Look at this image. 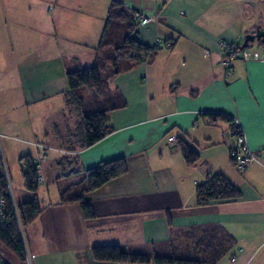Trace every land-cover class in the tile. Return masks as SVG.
<instances>
[{"label":"crops","instance_id":"obj_1","mask_svg":"<svg viewBox=\"0 0 264 264\" xmlns=\"http://www.w3.org/2000/svg\"><path fill=\"white\" fill-rule=\"evenodd\" d=\"M117 1L130 11L157 16L154 23L138 24L135 35L139 43L157 46L145 64L123 63L117 74L107 70L109 88L126 105L109 112L111 131L85 148L61 130L73 129L78 119L76 108L66 101V72L94 63L109 4L104 16L99 7L95 11L93 0L2 3L9 4L7 12L2 6L4 12L21 24L24 37L19 46L12 40L17 58L9 55L5 60L0 54L1 72L13 69L11 78L0 80V90L13 88L17 105L35 118L45 116L41 131L46 141H34L44 144L45 151L34 142L19 141L29 144L22 156L45 153L43 182L56 183L58 192L50 197L48 186H42V212L25 228L33 264H127L94 261L91 247L105 244L137 253L201 258L215 226L234 238L230 251L215 264H264V55L233 59L224 75L217 46L219 40L242 45L257 26L264 30V0ZM31 22L43 29L25 30ZM45 33L48 38L37 43ZM57 101L60 110L52 111L49 107ZM5 109L0 110V139L13 131L27 135L24 126L22 131L7 122ZM60 115L71 125L58 123ZM221 115L238 120L260 162L237 170L228 155L230 123ZM179 140L199 154L197 162L186 164ZM118 157L125 158L126 173L85 195L90 219L83 218L78 202L59 203L69 174ZM213 173H221L241 196L196 204V186ZM41 195L39 190L40 202Z\"/></svg>","mask_w":264,"mask_h":264},{"label":"trees","instance_id":"obj_2","mask_svg":"<svg viewBox=\"0 0 264 264\" xmlns=\"http://www.w3.org/2000/svg\"><path fill=\"white\" fill-rule=\"evenodd\" d=\"M135 12L139 11H130L117 0H112L104 20L100 42L95 48L94 63L66 72L68 84L66 101L70 105H75L74 107L77 109L75 111L81 120L82 134L80 138L76 139L79 147H88L106 136L111 131L107 127L109 112L126 105L121 94L109 88L107 70L112 69L109 74H117L123 69L121 68L123 63L147 62L151 52L157 46V43L154 46H146L136 39V27L139 23L134 16ZM111 42H114L116 46L110 56H104L103 49ZM220 117L228 120L229 123L231 122V118L226 115ZM177 146L186 164L192 165L197 162L199 154L188 144L179 140ZM31 159L29 155L21 157L24 164L21 167L23 186L21 188L13 187L15 195L22 192L31 195L29 199L18 202L19 214L24 228L26 225H30L42 212L38 196L39 183L35 178L37 170L31 163ZM63 163L65 162L61 164ZM126 171L127 164L124 157L103 160L92 167L78 169L69 174L71 180L67 187L60 191L59 203L78 202L83 218L90 219L93 213L90 203L85 199L86 193L122 176ZM240 196V190L221 173H213L195 188V200L198 205H204L210 201L235 200ZM212 232L211 241L206 243V251L201 258L199 256L184 258L154 253H137L123 250L116 244L92 246L91 257L96 262L127 264H215L217 259L230 251L234 244V238L217 226L212 229ZM0 242L24 261L22 243L14 225L0 228ZM201 243L204 245V242ZM3 264L8 263L4 260Z\"/></svg>","mask_w":264,"mask_h":264},{"label":"rangeland","instance_id":"obj_3","mask_svg":"<svg viewBox=\"0 0 264 264\" xmlns=\"http://www.w3.org/2000/svg\"><path fill=\"white\" fill-rule=\"evenodd\" d=\"M0 1H2L0 4V47H1L0 54L4 55L5 60H6V57L9 55H10L11 60H13V59L17 58L18 51L16 49V45L13 44L12 40L14 42H16L19 46V45L23 44L22 40H23L24 34L21 35L19 30L22 31V29H18V26L21 24H19L17 21L11 20L12 18L7 16L8 14L6 12L9 11V4H2L5 0H0ZM36 1H37L36 3H38V0H36ZM93 1H95V4H96L95 11H97V7H99L102 15L105 16V7L107 4L110 5L111 0H93ZM96 2H98V4ZM22 4H24V3H22ZM35 5L38 6L37 4H35ZM86 5L89 6L90 4H86ZM2 6L5 8L6 12H4V9ZM34 9L39 10L35 7H34ZM18 14H20V9L18 10ZM21 21H22V19H20V22ZM97 22H100V21H97ZM11 23H14V24H11ZM102 24H103V20H102ZM28 25H25L23 27H25L24 28L25 30L31 29L32 33L33 32L38 33L39 30L43 29V27L40 28L38 25L34 26V24H32V22L30 23V26H28ZM13 31L15 32V34L12 33ZM8 32H10V33H8ZM16 32H19V34H16ZM101 34H102V32H101ZM45 38H48V35H46V33L39 40L36 38V41H37V43H39L40 41H43ZM29 39L32 40V37H29ZM100 39H101V36H100ZM59 40L63 44L64 39L59 38ZM3 41H5V43L3 45H1L3 43ZM65 42H66V40H65ZM99 42H100V40H99ZM106 42H107V40H106ZM64 44H66V43H64ZM71 44L73 45L75 43L71 42ZM115 46L116 45L114 42H111L110 45L105 46L103 49V52H104L103 55L104 56H110L111 52L113 51V48ZM94 50H95V48H94ZM8 64H10V62ZM6 67H8V66H6ZM12 71H13V69H12ZM12 71H11V68H4L3 72H1V69H0V80L1 79L6 80V77L11 78V76L13 75ZM15 92L16 91L10 87L9 88L7 87L5 89L0 90V110L3 111L7 107L5 109V110H7V111H5V117L7 118V122H10L11 124H13V123L16 124L17 125L16 128L22 127V131L24 130V127H25L26 130H28L26 132L27 135H24L23 133H20L19 131H13L11 134L5 135L6 138L0 139V145L2 148L3 158H4L5 163H6V167H7L9 177H10L11 184L14 188H21L23 186L21 167L24 165L23 161L21 160V157H22V153L25 151V147H23V146H28L29 144L23 145V143L20 142L19 140H22L25 142H28V141L34 142L35 140L46 141V139L42 135L43 131H41V127L43 126L42 123L44 122L45 116L43 117V119L35 118L36 117L35 114L32 115L31 112L29 114V110H25L26 107H22L20 105H17L16 103L19 101V98L15 95ZM8 102H9V104L7 106ZM59 104H60V102L57 101V104L54 103L49 108L53 109L52 111L60 110V108L58 106ZM73 106H75V105H73ZM71 111L72 110H70V111L66 110V112H68V113H70ZM21 117L23 118L22 123H20ZM24 121L26 122L25 124H24ZM57 122L58 123H66V124L71 125V121L69 119H67L66 117L61 116V115L59 116ZM80 123H81V120L79 119V114H78V119L73 121V126H74L73 129H68V130L61 129V130L65 134L67 133L68 136L74 137L75 139H78L81 137V134H82V131L80 128ZM20 125H22V126H20ZM37 128H38V131H37ZM32 133H35V135L33 136ZM59 133H60L59 130L55 131V134H58V137H59ZM17 134H19V136H16ZM66 144L67 143H65V142L63 143L64 146H66ZM20 151H21V154H20ZM63 179H65V178H63ZM69 182L67 181V184H69ZM44 185H45V182H42L39 186L40 195L42 194L41 195L42 199L40 202L41 206H43V203L46 201L45 188L44 189L42 188V186H44ZM45 186L46 187L48 186V191H49L50 197H54V196L57 197L58 192L56 191L57 190L56 183H54L50 180H47V184ZM30 197H31V195L29 193L22 192V193L16 195V200L18 202H21L23 200L29 199ZM30 224H32V223H30ZM27 226L28 225H26V228H27ZM26 230L24 228L25 238H26ZM0 253L4 257V259H6L8 261V264H25V262L22 259H20L11 249L5 247L1 242H0Z\"/></svg>","mask_w":264,"mask_h":264},{"label":"built area","instance_id":"obj_4","mask_svg":"<svg viewBox=\"0 0 264 264\" xmlns=\"http://www.w3.org/2000/svg\"><path fill=\"white\" fill-rule=\"evenodd\" d=\"M134 16L139 25H145L157 21L156 15H145L135 12ZM217 46L220 55V64L224 75H227L230 71V64L233 59H259L264 55V47H261L262 43L257 40L252 42L249 47H241V45L233 41L225 40H219ZM142 63L145 64V61H142ZM230 133L233 136V142L228 151V155L237 170L242 171L251 164L260 162L258 155L250 149L245 130L238 120H232L231 118ZM169 140H172V138H169ZM34 146L42 151L47 149L44 144L38 142H35ZM44 159V152L31 159V163L37 170L35 178L38 183L43 182L41 167ZM10 225H14L18 231L22 243L25 264H33V254L29 251L26 242L25 231L19 214L18 201L16 200L14 188L10 181L0 145V228H6ZM4 260V257L0 253V264H3Z\"/></svg>","mask_w":264,"mask_h":264},{"label":"water","instance_id":"obj_5","mask_svg":"<svg viewBox=\"0 0 264 264\" xmlns=\"http://www.w3.org/2000/svg\"><path fill=\"white\" fill-rule=\"evenodd\" d=\"M255 40L264 43V30L260 26H257L254 32H250L244 37L241 47H249Z\"/></svg>","mask_w":264,"mask_h":264}]
</instances>
